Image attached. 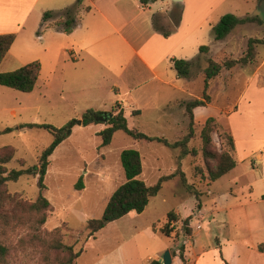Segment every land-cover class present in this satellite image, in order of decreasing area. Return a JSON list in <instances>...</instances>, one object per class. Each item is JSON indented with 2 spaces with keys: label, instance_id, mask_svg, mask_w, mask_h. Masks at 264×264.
<instances>
[{
  "label": "rangeland",
  "instance_id": "1",
  "mask_svg": "<svg viewBox=\"0 0 264 264\" xmlns=\"http://www.w3.org/2000/svg\"><path fill=\"white\" fill-rule=\"evenodd\" d=\"M76 1L15 0V4L0 9V27L7 19L8 26L13 25L14 34L21 29L0 63V72L17 69L35 60L41 66L36 86L31 92H21L0 85V147L12 146L15 149L13 159L5 164L7 171L36 165L42 150L53 140L48 130L42 127H23L24 124H50L59 128L72 119H80L88 109L107 108V112H111L107 102L106 107H102L104 105L100 103L105 96L101 89L82 91L66 87L60 48L67 36L58 34L53 29L42 30L47 25V22L41 25V16L45 11L60 12ZM93 1L83 0V5L92 6ZM186 1L183 11H180L179 5L173 4L166 14L156 15L155 24L167 31L172 29L179 13L182 19H188V24L207 16L186 43L197 40L200 45H207L209 55L215 61L243 54L250 37L264 39V0H218V3L215 0ZM159 4L153 3L151 10L157 11ZM194 4L196 6H191ZM229 13L237 16L259 15L263 22L238 26L225 40L215 42L212 26L222 15ZM40 30V35H37ZM197 48L188 58L198 52ZM188 52L185 51L186 54ZM257 52L259 63L264 58V44H258ZM66 55L65 59L71 62L69 54ZM256 66L255 63L223 70L212 80L207 90L210 108L206 111L212 114L207 119L214 118L218 124L211 134V148L218 153L229 151L228 137L233 136L231 129L237 139L234 142V136L232 137L234 147L231 153L236 160L235 168L210 184L206 179L202 154L201 126L194 127L193 137L187 143L188 149H194L195 154L179 158L178 148L173 149L158 142L140 144L121 131L114 134L110 145L100 147V137L95 133L99 128L97 125L76 124L71 134L50 155L44 177L45 187L42 190L37 184V176L33 175H23L16 181H9L7 188L11 193L29 200H35L40 194L48 199L50 210L42 228L50 231L62 227L65 242L72 244L75 250H82L77 264H116L118 246L128 240L132 241L129 243L134 242V253L139 261L147 259L148 255L154 258L153 251L164 244L177 248L183 244L187 248L191 241L198 245L216 243L217 239L224 244L231 243L232 240L252 243L257 233V223L251 225L250 221L247 222L248 219L260 218L264 222V202L256 199L264 196V165L261 161L254 162L256 153L248 156L250 151H255L264 144V87L257 86V78L251 77ZM195 68L194 72L198 70ZM260 71L264 75V64ZM251 79L254 81L251 82ZM191 81L192 94H201L202 75L197 74ZM236 106L237 109L234 110ZM225 111L231 114L227 115ZM218 113L225 117L228 129L213 116ZM146 115L142 118L126 115L128 126L138 127L146 134L149 131L155 132L151 129L144 131L140 127L141 124L149 126L147 124L150 120ZM5 129L10 130L3 132ZM159 132L156 134L163 135L158 136L171 141L184 136L176 137L177 129ZM127 148L139 151L142 158V178L146 184H154L160 176L172 173L179 167L187 182L202 193L200 201L205 219L197 221L193 217L192 240L184 235L180 224L176 225L171 239L155 231L164 222L169 211H176L185 219L190 217L198 203L178 177L164 182L141 213L130 212L87 238L86 221L102 215L110 195L125 180L120 154ZM257 153L261 154V151ZM79 179L82 189L75 187ZM224 193L233 195L225 197L222 196ZM255 210H260V217L253 212ZM226 218L229 225L223 223ZM4 238L12 247L7 264H45L43 251L32 245L38 241L32 237L27 225L7 230ZM18 243H23L24 249ZM171 264L179 263L175 260Z\"/></svg>",
  "mask_w": 264,
  "mask_h": 264
},
{
  "label": "crops",
  "instance_id": "2",
  "mask_svg": "<svg viewBox=\"0 0 264 264\" xmlns=\"http://www.w3.org/2000/svg\"><path fill=\"white\" fill-rule=\"evenodd\" d=\"M216 1L218 0L214 2H219ZM93 2L92 6L83 5V7H89V9L87 11L82 10L83 13L81 12L82 14L79 15L77 24L71 32L66 33L58 30V34L67 36L66 41L62 43L60 48L63 54L62 63L64 66L62 68L63 71L65 69L63 77L65 78L66 87H75L82 91L92 88L101 89L102 93L105 94L100 102L104 105L102 107H106V102L110 109L118 105L119 108L124 110L125 117L128 114L133 115L132 111H138L136 112L138 114L134 115L139 118L144 117L147 113L146 116L150 120V123L147 124L149 126L146 127V125L141 124L140 127L144 131H148L147 129L155 130V132L149 131L148 135H163L156 133L170 129L178 130L176 137L185 135L188 130L189 119L183 103L192 98H200L201 94H192L190 89L191 79L178 77L171 66V60L174 58L192 59L197 55L198 52L192 58H188L196 52L200 42L197 40L196 42H186L201 26L202 22L207 19V16L190 24H188V19L180 17L178 25L176 27L173 25L172 29L167 30L170 34L163 36L160 30L154 28L153 15L166 14L173 7L171 0H155L146 5H142L139 0H94ZM153 3H160L157 11L151 10ZM12 4H15V0H0V9ZM186 5L187 1L182 0L180 11H183ZM191 6H196V4ZM6 20L0 27V34L14 33L13 25L8 26ZM14 23H17V21ZM20 27L21 25H19ZM18 32H21V29L15 35ZM185 51H189L188 54ZM67 53L72 60L71 62L65 59ZM257 62L258 52L254 61L250 63L257 64L251 77L257 78V86L264 87V75L260 71L264 64V58L259 63ZM252 81L254 79H251ZM208 108H210L209 103L193 109L194 126H202L209 117L208 115H212L207 113ZM93 109L96 111H109L106 110L107 108ZM236 109L237 106L234 110ZM217 111L223 112L219 109ZM225 114L229 115L231 112L225 111ZM213 116L217 118L223 127L228 129V123L221 113L213 114ZM100 124H90V126L97 125L99 127L95 130L96 134L104 128V124H102V128ZM231 132L234 136H232L234 142H237L235 132L232 129ZM259 150L261 154L257 153ZM253 153H256L254 162L261 161L264 165V144L257 147L255 151H250L248 156ZM232 195L231 193L222 194L225 197H231ZM256 199L258 202H264V196ZM202 211L200 201V207L196 205L190 215L189 223L191 227L193 217H196L197 221L205 219ZM253 212L257 213V217L262 214L260 210ZM181 219L183 218L180 217ZM249 221L251 225L257 223V233H255L252 243L232 240L231 243L224 244L219 243L217 238L216 243L211 244L200 243L196 245L191 241L184 252L186 264H264V233L262 232L264 222L260 218H249L247 222ZM163 223L159 224L155 231L167 237L159 231ZM223 223L225 225L230 224L227 218ZM260 223L261 226L259 227ZM174 224L172 222L171 225ZM193 236L194 231L191 240ZM225 240L230 241L229 238H225ZM129 242L132 241L128 240L118 246L119 254L115 258L116 264H148L152 259L162 262V255L165 250L170 251L172 262L177 260L179 264H182L177 255L178 248L175 246L170 247V245L164 244L161 248L153 251L154 258H150V255H148L147 259L139 261L140 259L134 253V242ZM260 246L263 249H259ZM173 251L176 253L175 256Z\"/></svg>",
  "mask_w": 264,
  "mask_h": 264
},
{
  "label": "trees",
  "instance_id": "3",
  "mask_svg": "<svg viewBox=\"0 0 264 264\" xmlns=\"http://www.w3.org/2000/svg\"><path fill=\"white\" fill-rule=\"evenodd\" d=\"M142 5H146L155 0H139ZM89 7H83V0H77L74 4L66 7L60 12L45 11L41 16V25L47 22L44 29L60 30L66 33L72 31L76 26L80 13L87 11ZM157 14L153 15V25L156 30H160L163 36H168L169 31H165L156 26L155 20ZM180 13L174 23V27L178 25ZM263 21L259 15L245 14L237 16L235 14H224L218 22L212 26V36L215 42L225 40L236 27L245 24H261ZM38 31L37 35H40ZM14 33L0 34V63L8 53L12 43L15 40ZM258 44H264L263 38L250 37L247 39L246 49L243 54L236 58L227 57L220 61L213 60L209 55V47L200 45L197 55L192 59L171 60V66L175 70L176 75L180 78L192 79L201 74L203 77V89L200 98H193L183 103L184 109L189 119L188 132L174 141L168 140L163 136H151L141 131L138 127L130 128L125 117L123 109L118 105L112 107V116L107 122H101L98 117L104 111H96L88 109L80 119H72L62 127H54L50 124H24L23 127H42L48 130L53 140L49 146L44 148L38 156V163L33 167L21 169L6 170L5 164L13 159L15 149L12 146L0 147V264H7V259L11 254V243H6L4 235L7 230L27 225L30 229L32 237L38 243L32 245L40 248L45 257V264H77V260L82 250H75L72 244H67L64 240L62 227H56L50 231H44L42 228L47 219V213L50 210V202L41 194L35 200H29L19 194L11 193L7 188L9 181H16L23 175L37 176V184L42 190L44 185V177L49 165V157L53 153L57 145L66 139L72 131L74 125L79 124L87 126L90 124L103 123L104 128L97 135L100 137V147L110 145L114 133L121 131L135 141L141 144L149 142L162 143L173 149H179V158L191 154H195L194 149H188L187 143L194 134L193 109L198 106H204L210 102V96L207 92L210 81L217 77L223 70H229L235 66H244L254 61L257 56ZM197 67L198 70L194 72ZM39 61H31L23 64L17 69L0 72V85L21 92H31L36 86L40 74ZM138 111H132V114ZM218 127L214 118H208L202 124L200 130V138L202 141V154L204 157L206 179L208 184L219 179L236 166L231 151L234 142L231 136L228 137L230 150L220 153L211 148V134ZM10 129H5L7 132ZM120 162L124 171L125 180L110 195L103 213L98 218H90L86 221L88 237L93 236L96 232L103 229L110 222L120 219L129 212L141 213L147 206L151 197L155 196L161 189L162 184L170 179L178 176L181 183L187 191L197 199V206L200 207L201 193L190 183L187 182L184 172L178 167L176 171L162 175L158 180L148 185L142 179V158L138 150L127 148L121 151ZM197 170V167H196ZM77 189H82L81 179L75 184ZM190 218L181 219L176 211H169L166 214L163 225L159 231L167 237L172 236L176 230V225H181L184 235L192 237V227L190 226ZM172 222L175 224L172 226ZM154 228V227H153ZM155 229V228H154ZM22 249L23 243H18ZM185 246L181 244L178 247V257L182 264H186L184 256ZM263 249V247H259ZM173 255L176 253L173 251ZM148 264H161L157 259H152Z\"/></svg>",
  "mask_w": 264,
  "mask_h": 264
},
{
  "label": "water",
  "instance_id": "4",
  "mask_svg": "<svg viewBox=\"0 0 264 264\" xmlns=\"http://www.w3.org/2000/svg\"><path fill=\"white\" fill-rule=\"evenodd\" d=\"M173 2L174 5H181L182 4V0H171ZM112 116L111 112H107L104 113L102 115H100L98 117V120L101 122H107L108 118H110ZM172 262V257H171V253L169 250H165V252L162 255V262L161 264H171Z\"/></svg>",
  "mask_w": 264,
  "mask_h": 264
}]
</instances>
